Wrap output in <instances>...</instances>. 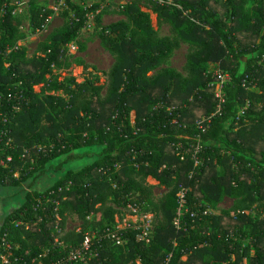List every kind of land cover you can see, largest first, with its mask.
I'll use <instances>...</instances> for the list:
<instances>
[{"label": "trees", "instance_id": "trees-1", "mask_svg": "<svg viewBox=\"0 0 264 264\" xmlns=\"http://www.w3.org/2000/svg\"><path fill=\"white\" fill-rule=\"evenodd\" d=\"M173 2L180 7L133 0L115 10L125 18L109 26L97 15L114 62L104 81L80 83L54 69L73 65L68 45L79 42L100 4L67 0L72 15L39 44L40 56L27 57L17 5L0 0V154L14 159L0 167V189L6 201L13 190L22 197L0 230V254L3 238L17 244L13 264H53L82 243L90 226L114 227L115 214L130 206L152 214V240L123 229L125 245L96 242V264H264V0L250 8L247 0ZM29 5L36 34L53 11L35 0ZM142 6L157 14L159 26L170 25L172 37L160 35ZM182 42L190 46L185 76L165 67ZM210 65L230 77L222 103ZM199 142L200 164L191 148L181 159L177 144ZM93 153L92 162L65 169ZM49 166L52 183L33 186ZM149 177L168 191L157 196ZM181 188L186 209L177 228ZM225 195L235 199L229 210L217 208ZM254 204L258 218L243 213ZM68 221L79 225L69 229ZM246 235L251 241L243 245L237 236Z\"/></svg>", "mask_w": 264, "mask_h": 264}, {"label": "rangeland", "instance_id": "rangeland-1", "mask_svg": "<svg viewBox=\"0 0 264 264\" xmlns=\"http://www.w3.org/2000/svg\"><path fill=\"white\" fill-rule=\"evenodd\" d=\"M12 3L16 4V13L17 15H21L22 19V24H21V29L23 32L28 34L27 39L21 41L19 44L20 46L25 47V55L27 57H32L34 55L40 56L41 53L39 51V44L42 43L46 37L53 32L55 29H58L64 25V23L67 21L68 17L71 14V11L67 10V0H35V3L37 6H42L48 9H51L53 11V14L51 15V19L48 22L46 28L42 31L37 32L36 34H31V29L29 26V8H30V0H11ZM72 3L82 5L84 7H91L92 5H98L100 4V7L93 12H90L88 15V25L87 27L83 28L81 36L79 37L78 41L79 42H71L68 45L69 49V63H72L73 65L71 67H65V68H60L57 69L55 68L54 71L56 73L61 74V79L67 78L69 79H75L77 82H84L87 79H94L95 81L100 77L98 81H104L105 76L104 74L110 69L114 62V57L113 55L106 50L101 43V39L99 36V31L101 29L97 28L98 23L100 22L101 26H109L113 23L120 22L125 18L123 14H120L116 12L115 10L118 9V7L122 5H127L131 3L133 0H69ZM258 0H247V7H252L255 3H257ZM142 9L145 11H149L151 13V18H152V23L155 28H160L159 32L161 36H166V37H172L171 31H170V25L168 23H164L161 26H159L158 20H157V14L153 13L151 9L142 6ZM66 11H68L66 13ZM101 15V19L97 23L96 21V16ZM81 43L86 45V50L81 51L80 45ZM189 43L182 42L179 46L174 51V54L172 58L170 59L169 63L165 65V67H170L172 69H175L182 75H186V71L184 70L185 64L187 61V54L189 52ZM84 62L87 64V67L84 68V65L81 63ZM210 71L213 73H216L219 71V68L215 67V65H210L208 68ZM158 74V69L150 72V76L152 79H155V77ZM36 91H40V86L37 85L35 86ZM48 94H59L63 96L62 91H48ZM246 107V106H245ZM244 107V108H245ZM135 116L136 113L132 112L131 113V122L134 123L135 121ZM96 149V148H94ZM84 152L81 150L80 153ZM97 150H94V153H96ZM94 153L91 154L90 156H86L85 158H77L75 159L71 165H67L65 168L66 170L68 168H79L85 163H90L93 161V158H95ZM19 175V174H18ZM53 170L48 167V170L46 173H44L42 176L37 178L33 186H36L37 188L40 187H47L49 183H52L53 181ZM148 181L151 184H154L156 186L155 188V194L157 196H161L164 193L168 191V189L165 186L159 185V182L157 183L153 180L148 178ZM29 185L25 184L21 188L22 189H28ZM5 198V197H4ZM3 199V198H2ZM8 201V200H7ZM235 202V199L230 196V195H225L222 200L218 203L217 208L221 209H226L229 210L233 207ZM5 203V199L3 200L2 204ZM186 206V205H185ZM185 207H182L178 203V211L180 215L182 216L183 211H185ZM13 210V209H12ZM133 209L129 208L127 210H124L123 213L121 214H115V223L114 226L119 224L125 225L126 222H133L136 221V216L132 215L130 212ZM245 215H251L254 218L260 217L259 214V209L257 207V204H254L251 206V208L246 209L243 211ZM234 214V212H233ZM91 219V216L89 217ZM78 222H72L68 221V228L72 229L76 226H78ZM247 232L249 231V227L246 228ZM91 230L95 231L98 229H94L93 227L90 226V229L86 230L89 233ZM93 237V236H92ZM237 238L242 240L243 245H247L251 239L249 235H246L245 237H239ZM58 241V240H56ZM96 243H94V249L92 251V256H91V264H96V259L98 258V250L96 248ZM254 250L251 251V254L253 255ZM245 264H248V259L244 260Z\"/></svg>", "mask_w": 264, "mask_h": 264}, {"label": "built area", "instance_id": "built-area-1", "mask_svg": "<svg viewBox=\"0 0 264 264\" xmlns=\"http://www.w3.org/2000/svg\"><path fill=\"white\" fill-rule=\"evenodd\" d=\"M158 3H168V4H174L178 7L179 5L175 4L173 0H154ZM215 76L217 77V84L215 86V96L218 98L219 102L222 103L224 101V86L229 80L228 73L222 71L219 69L218 72L215 73ZM221 110L220 105L218 107V112ZM188 148H191L194 150L193 159L195 160V165L200 164V159L198 157L199 153L202 151L203 146L202 144L196 143L191 144L189 147L186 145L179 143L177 144V149L179 151V155L181 156V159H184L186 154L188 153ZM13 156L7 155L3 156V154H0V167H9L10 163L13 162ZM15 177H18V172L14 173ZM179 204L182 207H185L186 204V189L181 188V191L179 192ZM51 198L47 199L46 202H49ZM39 207V205H37ZM130 208L133 209L132 215L136 216V221L133 222H126L125 225H121L118 222L117 226L114 227H107L104 229H98V230H91L89 233L88 231L84 232V239L82 243L78 247L71 248L67 254L60 257L57 261H55L53 264H91V256L92 251L94 249V243L101 242L103 239L111 240L114 244L117 245H125L127 243V239L120 233L123 229H133L137 231V238L140 241H143L145 243H149L152 240L153 236V219L152 214L145 213L143 211H139L136 207L130 206ZM58 217V216H57ZM180 221H181V215L179 211L177 212V217L174 221V224L177 228H180ZM93 236V237H92ZM3 245L1 248L4 250L0 254V259L2 264H13V259L15 257L13 249L15 246L12 245L11 242L7 241L5 238H3ZM59 249H64L65 245L61 242H58ZM47 253V251H46ZM45 253V254H46ZM17 259H15L16 261Z\"/></svg>", "mask_w": 264, "mask_h": 264}, {"label": "crops", "instance_id": "crops-1", "mask_svg": "<svg viewBox=\"0 0 264 264\" xmlns=\"http://www.w3.org/2000/svg\"><path fill=\"white\" fill-rule=\"evenodd\" d=\"M150 179H153L156 182V179L150 177ZM158 183V181H157ZM15 193H17L15 190L11 191V198L8 199L9 203L6 201V199L4 198V191L3 189H0V230L3 226V223L5 221V218L7 216V214H9V212L14 209L16 206L20 205L22 203V197H21V193H18L17 195H14ZM3 198V199H2ZM5 199V203L2 204L3 200ZM18 248V245H15V249Z\"/></svg>", "mask_w": 264, "mask_h": 264}]
</instances>
